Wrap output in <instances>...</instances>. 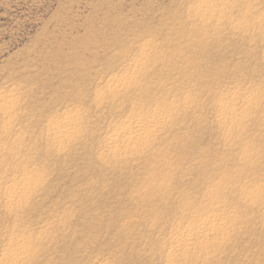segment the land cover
<instances>
[{
	"label": "rangeland",
	"instance_id": "374dc122",
	"mask_svg": "<svg viewBox=\"0 0 264 264\" xmlns=\"http://www.w3.org/2000/svg\"><path fill=\"white\" fill-rule=\"evenodd\" d=\"M240 1V3L231 7L230 17L232 22H224L220 26L223 30L222 33L213 34L208 27L212 34L209 35L208 39L203 40L204 44L203 41H200L201 43L197 44L198 47L196 46L197 49L195 48L196 50L193 49L189 53L187 50L183 51L176 47L177 52H175L173 47H170L169 50L167 46L173 43L183 45L194 42V39L185 31L186 29L190 30L189 26L193 28L199 25V20L192 18L189 14L194 0H0V92L6 89H17L20 94L19 106L14 114L16 123L15 134L13 135L15 139L19 137L21 149L19 148L17 152H14V158L17 160L15 164L21 163L22 166L28 167L29 170H33L42 178L41 186L17 214L15 222L18 226V233H22L27 238H32L35 242L36 250H34V253L36 255L34 259L32 258L33 262L30 260L31 262L28 261V264H94L95 262V264H165L166 251L164 235L162 234L165 233L164 231H168V220L172 218V220L170 219L171 222L175 221L183 211L180 204L181 200L187 198L195 200L202 196L200 187L203 184L200 182L207 183L209 178L210 180L214 178L209 172L210 169H214L211 168V163L213 167L216 165L215 169L218 173H221L222 170L224 173L226 171L224 167L230 170V167L222 166L217 161V156L222 154L220 151H223V154H226V151L216 144L219 132L209 123L211 122V112L208 110V106L202 110L201 123L198 121L199 124L196 122L197 124L189 123L186 125L185 128H188L186 130L188 134L185 132V128L180 132L181 134L184 132L183 136L185 138L181 134V136L179 135L178 138L181 137L182 142L178 140L180 145L176 146L177 148L174 145L172 148L171 154L173 156L169 155V157L172 156L170 166H164L163 169L166 171L160 170L159 168H162V166L160 167L161 164L158 166V163L148 162V165L146 162L145 166L143 160L138 164L129 163L127 171L130 174L126 173V168H121V173L118 168L109 167V169L106 166H100L98 148L101 147L100 137L104 135L106 130V119L97 121L96 117L93 118L90 115L88 118L89 129L84 133V138L69 144L58 156L53 153L52 156L46 154L53 148L52 142L47 138L46 126L51 117H60L64 113L63 108L67 104L69 109L77 107L71 104L76 100L81 101L89 94L86 84L87 86L89 83L95 85L109 67L115 66L111 61V55L118 54L119 50L122 51L137 39H148L161 45L165 49L166 56L171 54L170 59L172 53L176 56L180 50L181 53L183 51L182 54L187 52L188 55L184 54V58H186V55L187 58H190L191 55L189 60L192 65H198L194 69V66L190 67V81H186L189 85L192 83L190 86L193 85V89L198 90V92L205 93L212 86V90L208 89V91L213 93L215 83L216 86L222 87L231 83L237 85L239 82H246L247 80L250 83L246 82L245 84H248L249 87L261 86L262 98L264 99V46L259 43L262 39L261 32L264 27H261V29L256 28L250 33L246 32L241 35L238 30L232 32V27L241 22V15L246 6H251L253 14H264V0ZM258 21V18L248 20L252 23ZM212 23V25H216L214 21ZM260 23L264 26V20ZM186 25L188 27L185 28ZM190 38L193 40H190ZM118 44H120L119 49ZM205 44L207 45L205 46ZM167 50L170 53H167ZM193 51L199 52L201 55L198 53L196 56ZM200 56H202L201 59H199ZM227 76L232 79L228 78V81H226ZM195 78L198 80H195ZM217 78L221 83L217 82ZM182 80H185V78H182ZM208 84H211V86L208 87ZM217 90L218 88H216ZM74 98L75 100H73ZM81 107L88 109V105L85 106V104ZM254 115L246 123L243 132L248 139L252 141L255 139V143L261 137L260 143H257V147L260 149L262 146L264 147V127L254 123ZM205 117L209 118L206 120ZM204 120L208 125L204 123ZM95 123L96 125H94ZM1 125L2 120L0 119ZM94 127L95 130L93 131ZM191 128L193 130L189 131ZM198 139L199 141H197ZM209 142H213L211 146L208 144ZM197 143L201 146V154L204 152L200 157L201 161L208 156L207 160L209 159L210 163L207 165V160L203 159L202 168L201 162L198 163L199 165H192L191 158H189H196V155L200 152ZM205 143L208 145H202ZM185 144L186 147H184ZM188 146H192L194 150L191 148L192 151H190L191 149ZM208 146L211 148L209 149ZM213 147L216 151L213 150ZM182 148L185 153H183ZM184 148L186 150L189 148V151H185ZM174 149L176 150L174 151ZM261 151L263 153L264 149L262 148ZM179 152L182 153L181 156ZM188 153H190V156ZM174 155H178V157L176 158ZM182 155H185L184 158L188 156L187 159L189 160L184 159L187 162L183 161ZM12 156L5 157L4 161L9 160L10 163ZM212 156L214 157L212 158ZM174 158L178 160H173ZM20 160L21 162H19ZM179 162L182 163L181 167ZM7 163V161L4 162V164ZM177 163L179 170L176 167ZM262 163L260 164L261 167L264 166V160H262ZM140 165H142V169ZM2 166L4 168L5 165L2 164ZM146 168L148 172L145 171ZM190 169L192 173H190ZM168 170H171V173ZM199 170L204 173V176ZM150 172H155V183L157 185L161 183V186L155 185L154 182H152L154 186H150L149 177L147 178L146 174L144 175L146 178L142 177L143 173L148 174ZM185 172H188V175ZM165 173H168L169 176L171 174V178L164 182L161 176ZM172 173L174 175L178 174L177 179L180 177L179 180L176 179V175L172 177ZM131 174L134 176H131ZM197 177L200 178V182ZM9 178L17 180L18 175L12 174ZM143 178H145V181ZM192 178L193 181L198 180V185L196 182L191 181ZM205 178L207 179L206 182H204ZM172 179H174L173 182H171ZM140 181L146 183L142 186L144 189H141L142 183ZM166 182L169 183L170 188L165 185ZM178 183L180 186L181 184L187 186L180 187ZM1 184L4 193L10 181ZM148 184L149 186H147ZM162 185L165 186L162 187ZM175 185L178 186L175 187L177 191L174 190L175 188L172 189V186ZM193 185L200 186L197 189ZM145 186L147 189L150 188V190H147L149 191L147 194ZM156 186L157 191L154 192ZM166 186L167 191L164 190ZM189 187L196 189L189 190ZM159 189L164 191L163 194L158 191ZM180 189L185 193L183 198L182 194L184 193H178ZM171 191L174 192L169 193ZM188 192L190 197L187 196ZM150 193H154V196ZM140 194L144 195L142 196L143 199H141ZM159 194L162 198L159 197ZM198 194H201V196ZM127 195L129 198L125 199ZM145 195L151 199L152 204L149 201L145 203V200H147ZM168 195L172 200L169 199L170 203L164 204ZM176 196L180 198V201ZM136 199H139V203L136 202ZM140 200L141 202L144 200V204H141ZM132 204H134L133 211L137 212L134 213L135 215L132 212ZM138 205L140 208L137 207ZM148 205L158 208L160 206L159 210L162 208L160 213L167 209L164 212L166 213V215L164 214L165 217L159 213L158 208H154L157 209L156 211L152 207L153 212H151ZM142 207L145 209L147 207L150 210L146 209L145 211L143 209L145 212L139 213L137 208L143 211ZM170 207L177 208L178 210H174V213L177 214L174 215L172 212L174 208L171 209ZM168 209L170 210L168 211ZM156 212H158V215L160 214L159 217L163 215L165 222L157 214L154 215ZM145 213L147 214L145 215ZM149 213L151 215L148 216ZM168 213L171 214L170 218ZM142 214L145 218H150L143 219ZM132 215H134L135 220ZM130 217L133 219L131 222ZM0 218V238L1 234L4 238L5 231L10 229L13 224V218L7 216L2 207L0 208ZM119 218L123 220L124 224L121 223L122 221ZM152 219L155 223L161 220L158 223L160 227L157 224L155 227H150L152 225L150 220ZM56 220L57 222L60 221V224H57ZM135 221L136 224H134ZM48 223L53 224V228L50 225L48 235L50 238L53 237L52 240L48 237L45 238L44 233H41L42 228ZM120 225L121 227H119ZM252 226H254V229L251 227L249 228V230L252 229L251 231L245 230V234L237 239L239 244L236 240L234 250L231 249L232 253L228 251L227 257L225 255V257L215 255L208 263L202 264H264V227L258 220L254 221ZM123 227L128 228L127 232ZM121 228L123 232H117ZM217 258H219L218 261H216Z\"/></svg>",
	"mask_w": 264,
	"mask_h": 264
},
{
	"label": "bare ground",
	"instance_id": "6f19581e",
	"mask_svg": "<svg viewBox=\"0 0 264 264\" xmlns=\"http://www.w3.org/2000/svg\"><path fill=\"white\" fill-rule=\"evenodd\" d=\"M240 2H241L240 0H194L193 4L190 7L189 14L192 16V18H196L199 20L198 23L199 25L193 28L189 26L190 30L187 29L185 30L188 32L189 36L194 39L193 40L190 38V40H193L194 42L189 43L187 41L188 43L187 44L185 43L183 45L181 44L175 45L173 43L167 46L169 47L168 49L170 50V47L171 48L173 47L174 48L173 51L176 48H178L183 51L187 50L189 53H191L192 50L196 48L197 44H200L203 40L205 41L206 38L208 39L210 34L212 33L221 34L223 31L220 28L222 23L232 22L230 17L231 7L237 5ZM252 18H258L259 21L256 23L248 22V20ZM262 20H264L263 13L253 14L251 6L248 7L246 6V9L241 15V22L238 23V25L235 24V27H232L233 28L232 32L238 30V32H240L241 35L242 33H246V32L250 33L256 30V28L261 29V27H264L260 23ZM212 21L216 23L215 26L212 25L213 24ZM183 27H184V23H183ZM186 27H188V25H186L185 28ZM208 27L210 28L212 33H210ZM261 37L262 39L259 43H261L264 46V28L261 32ZM119 45L120 44L117 45L118 49H119ZM206 45L207 44H205V46ZM205 46L203 47L205 48ZM176 50L175 52H177ZM119 51L120 52H118V54L117 53L113 54L110 57L112 59L111 61L115 64V66L109 67L104 73V76L98 79L99 82L96 83L95 85L93 83L91 84L89 83L90 85L88 84L87 86L86 84V87H88V91H89V94H87V96L85 97L86 99L82 98L81 101L80 100L73 101L71 105L77 106L75 108L71 107L69 109L67 104L66 106H64L63 108L64 113L60 117L53 116L48 120L46 126L47 138L50 142H52L53 148L52 150L50 149L48 152H46V154L52 156L53 153L54 155L56 154L58 156L59 153H61L69 144L75 142L76 140L83 139L84 133L89 129L88 118L90 115H92L93 118L94 117L97 118V121L98 120L101 121L102 119L107 120L105 122L107 123V125L104 135L100 137L101 147L98 148L99 150L98 161L100 166L103 167L106 166L108 168L115 167L118 168L119 170L121 168L123 169L126 168L125 170L126 173H129L127 171V168H129L128 167L129 163L133 162V164H138L140 161L143 160L142 161L143 165L146 162L158 163V166L159 164H161L160 167L162 166V168L159 169L163 170L164 166L166 167L167 165L170 166L169 163H170V159L172 160L173 155L171 153L174 145L175 148H177L180 145L179 141L182 142V138L180 137L181 140L180 138H178L179 135L181 134L180 132L189 123L190 124L196 122L198 123V121L199 123H201L202 110H204V108L208 106V110L211 112L210 113L211 122L209 121L208 122L212 125L213 128L215 127V129H217V131L219 132V136L218 135H217L218 137L216 136L217 137L216 144L218 145V147L221 146L222 147L221 149L224 148L223 150L226 151V154H223V151H220V153L222 154H220L221 156L220 155L217 156V161H219L218 163H220V165L222 166L224 165L230 167V170L228 168L225 169L224 167V170L226 171L223 173L222 170V172L219 171L221 173H218L216 172L217 169H215L216 165L215 167H213V164L211 163L212 165L211 168L214 169H210L209 172L211 173L212 178L213 177L214 178L211 180L209 178L210 181L208 180L207 183H203L200 182V178L197 177V179L199 178V182L203 184V186L200 187V193L202 192V196L201 194H198L201 197L195 200L193 199L191 200V198L190 200L188 198L182 199L180 204L183 208V211L181 212L178 218L176 217L177 219L175 221L173 220V222H171L172 218H170L171 217L170 215L172 213L170 212L171 213L170 215L168 213L169 218L171 219V220L169 219L171 223L168 220V224H167L168 231H164L165 233L163 232L164 234H162L164 235V242H165L164 247L166 251L165 264H202V263H208L215 255H218L219 257L224 255L226 256L228 251L231 252V249L234 250L233 247L236 240L245 234L244 233L245 230L248 231L249 228L251 227H253L254 229V226H252V223L254 221L258 220L261 223L262 227H264V166L262 167L260 166L262 160H264L263 157L264 152L262 153L261 151V149L262 148L264 149V147L262 146L260 149L257 147V143L259 142L260 139H262L261 137H259L258 138L259 140L255 143L254 142L256 141L255 139H253L254 141L248 139V137H246V135L243 132L246 123L251 119V116L254 114H255L253 117L254 123H257L260 126L264 127V99L262 98L261 86L256 85L255 88L249 87L248 84H245L246 82L250 83V81L247 80L246 82L241 81L237 85L235 84L232 85L231 83L230 85L227 84L225 86L223 85L222 87L218 85L217 87L215 83V88L213 93L208 91L209 89L208 87L211 86V84H208L207 87L208 89L206 90L205 93L204 92L201 93L198 92V90L193 89L194 87L193 85L190 86L192 83L190 85L187 83V81H190L189 77L191 75L189 69L191 66H194L189 60L191 58V55L189 56L190 58H187L188 55L187 52L184 53L187 54L186 58L183 57L184 55L182 54L183 51L182 53L179 51L178 55L176 56L175 54L172 53V58L170 59L171 54L169 56L168 55L166 56L165 49H163L161 45L156 44L148 39H137L130 46L126 47L122 51L121 50ZM167 53L170 52L168 51ZM193 53H196V51L195 52L193 51ZM198 53H196V56ZM201 57L202 56H200L199 59H201ZM196 66H194L193 69L196 68ZM199 68H201V66H199ZM216 72L218 71L216 70ZM182 78L183 79L185 78V80H182ZM228 78H229L228 76L227 78H225L227 79L226 81H228ZM195 80L198 79L195 78ZM217 82L221 83L219 79ZM211 88L212 86L210 87L209 90H212ZM216 88H218L217 91ZM19 97L20 94L17 89H9V90L6 89L5 91L0 92V119L2 120V125L0 126V208L1 207L3 208L4 213L7 216L13 218V224L10 229L5 231L4 238H2L3 236L1 234L0 264H28V261L30 260L32 261V258L34 259V256L36 255V253H34V250H36L34 240L30 237L28 238L25 237L22 233H18L19 232L17 231L18 226L15 223L17 214L23 209V207L26 205L28 200L34 195L36 190L42 184V178L33 170H29L28 167L22 166L21 163L15 164L17 160L16 158H14L15 157L14 152H17L19 148L21 149V141L19 137L15 139L13 135L15 134L14 131H15V123H16L14 114L19 106L18 105L20 99ZM75 98L73 100H75ZM84 104L85 106L88 105V109H84L81 107ZM207 118L205 117L206 120ZM96 123L94 125H96ZM204 123L207 124L205 120ZM204 123H202V125H204ZM198 127L200 128V126ZM192 128L189 131L194 129ZM187 129L185 128L186 133L188 132L186 131ZM94 130L95 127L93 131ZM183 133L181 134L182 136ZM186 133L185 136L188 134ZM183 138L185 137L183 136ZM188 141L191 142L190 140ZM197 141H199V139ZM212 143L209 142L208 144H210L211 146ZM192 144L194 145V142ZM206 144L207 143L202 145L205 146ZM262 144L259 145L261 146ZM184 147H186V144ZM200 147L201 146L198 145V149ZM189 148L191 149L192 146ZM189 148L188 150H186L185 148L184 149L185 151L188 152ZM210 148L211 147H209V149ZM192 149L190 151H192ZM175 150L176 149H174V151ZM213 150H215L214 147ZM179 153L181 156L182 153L181 152ZM183 153H185L184 150ZM203 153L204 152H202L201 154V148H200V152L198 153L200 154V156H198L197 154L196 155L197 157L195 156L196 158L194 159H192L193 157H189L191 158L192 165H197L198 163L200 164L201 162V168H202L204 164L202 162L203 159L207 160L208 158V156L207 158L204 156L205 158H203L201 161L200 157L201 155H203ZM170 154L172 155L171 157H169ZM189 154L190 153H188V155ZM9 155L11 156L13 155L12 158L10 157L11 158L10 163L11 162L12 163L10 164L9 160H5L9 164L8 163L4 164L5 162L4 158L5 157L9 158ZM184 156H183V161H185L184 159H187L188 157L186 156L184 158ZM214 156H212V158ZM175 157L177 158L178 155H176ZM173 160H178V159L174 158ZM208 160H207L208 162L207 165L210 164ZM19 162H21V160ZM2 164L5 165L4 168H2L3 167ZM181 164L182 163L179 162V166ZM140 166H141L140 168L142 169L143 168L142 165ZM176 167H178V163ZM195 167L198 169L197 166ZM260 167L263 169L261 170ZM179 169L180 168L178 167L177 170ZM145 171L148 172V169ZM168 171H170L169 173H171V170ZM194 171L196 170L194 169ZM120 172L122 173L121 170ZM209 172L207 173L209 174ZM132 173H133V169H132ZM154 173L155 172L142 174V177L145 174L147 178L149 177L148 180L151 181L150 186L152 185L154 186V184L157 185L155 183L156 176ZM185 173L188 175V172ZM190 173H192L191 169H190ZM200 173L203 174L204 176V173H202L201 171ZM12 174L13 175L17 174L18 179L17 180H12L13 178L10 179L9 177ZM172 174H173L172 177L176 175V179H177L178 174L175 175L174 173ZM132 175L133 174H131V176ZM145 178H143V180ZM169 178H171V174L169 176L168 173H165L164 175L162 174L161 176V179L164 180V182L165 180H169ZM179 178L177 180H179ZM159 179L157 178L158 182ZM121 180L123 181V179ZM148 180L146 179L147 182ZM173 180L174 179H172L171 182H173ZM181 180L183 179L181 178ZM8 181H10V184L5 188L3 193L1 188L2 185L1 183L4 182V184H6ZM191 181L197 183L198 180L193 181L192 178ZM206 181L207 179L204 182ZM152 182H154V184H152ZM181 182L185 183L184 181ZM140 183H142V185L140 186L142 187L145 182L143 183L142 181H140ZM185 184H181V186L184 187ZM187 184L189 186V182ZM158 185L161 186V183L160 184L158 183ZM165 185H168L169 188L171 187L167 182ZM165 185H162V187ZM147 186H149V184ZM157 186L154 192L157 191ZM176 186L177 185L172 186V189L175 188ZM199 186L198 187L195 186V187H197L198 189ZM165 188L166 189L164 190L167 191V186ZM193 188L194 187L192 188L189 187V190L190 189L193 190ZM141 189H144V187H142ZM147 190H150V188L148 189L146 188L145 190L146 194L147 192H149ZM174 190L177 191L176 188ZM184 190L185 192H187L186 189ZM158 191L162 194L164 192V191H160V189ZM173 192L174 191H171L169 193H173ZM180 192L182 194L183 190L180 189L178 193L180 194ZM164 195L166 196V194ZM142 196L144 195H141V197ZM183 196H185V193L182 194V198ZM187 196L190 197L189 192ZM159 197H161L160 194ZM128 198L129 196L127 195V198L125 197V199ZM143 198L144 197H142L141 199ZM167 198H166V202L165 203L163 202L164 204L168 202L170 203L169 199H171V197L169 198L168 195ZM176 198L178 197L176 196ZM179 199L180 198H178V201H180ZM138 200L136 199V202L139 203ZM144 200L142 202L140 200V203L144 204ZM146 201L147 202L149 201L151 203L150 198H147V200H145V203ZM173 203L175 204V202ZM133 205L134 204H132L131 208L134 214L137 212L133 211L134 210ZM139 205L137 207H139ZM152 207L151 206L149 207L151 208V212H153ZM139 208H137L139 210V213L140 212L144 213L146 209H149L147 207L146 209L142 207V210L144 209L145 211L144 210L141 211ZM154 208H158V207L156 206L153 207V210L157 211V209ZM164 208H166V206H164ZM166 210L167 209H165V211ZM169 210L170 209H168V211ZM174 210H178V209L174 208L173 211L172 210L171 211L174 213ZM165 211L163 210V213L160 214L166 215V213H164ZM157 213L158 212L154 213V215ZM146 214L147 213H145V215ZM134 215L132 216L133 219L135 220ZM149 215L151 214L149 213L148 216ZM163 215H161L159 218L165 222V220H163L162 217ZM178 215H179V211H178ZM136 216L138 217L139 215L137 214ZM131 217H130V222L133 221ZM142 217L143 219L145 218L144 215ZM125 218L127 219V217ZM149 218H145V219H149ZM153 218L155 217L153 216ZM156 220H157V216H156ZM121 221H122L121 223L124 224L123 220ZM160 221L161 220L157 222L159 223ZM59 222H57L56 220L57 224ZM150 222L152 224L150 227L152 226L155 227L156 224L158 225V223H155L153 219L150 220ZM134 224H136V221ZM50 225L51 227L53 226L52 223H48L41 230V233L42 232L44 233L45 238H47L49 235ZM119 227H121V225ZM123 228L125 229V227ZM127 230L128 228L125 229L126 232ZM119 231L121 232L122 228L117 232ZM52 238L48 237V239L51 240ZM110 243L112 244V242ZM218 260L219 258L216 259V261Z\"/></svg>",
	"mask_w": 264,
	"mask_h": 264
}]
</instances>
